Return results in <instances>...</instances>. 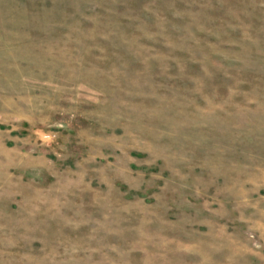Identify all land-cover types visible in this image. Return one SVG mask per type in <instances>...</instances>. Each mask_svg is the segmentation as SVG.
Wrapping results in <instances>:
<instances>
[{"label": "rangeland", "instance_id": "rangeland-1", "mask_svg": "<svg viewBox=\"0 0 264 264\" xmlns=\"http://www.w3.org/2000/svg\"><path fill=\"white\" fill-rule=\"evenodd\" d=\"M0 264H264V0H0Z\"/></svg>", "mask_w": 264, "mask_h": 264}]
</instances>
